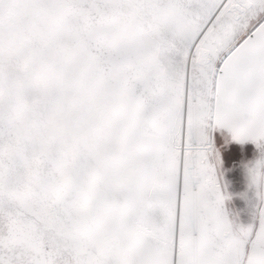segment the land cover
Returning a JSON list of instances; mask_svg holds the SVG:
<instances>
[{
	"label": "snow or ice",
	"instance_id": "1",
	"mask_svg": "<svg viewBox=\"0 0 264 264\" xmlns=\"http://www.w3.org/2000/svg\"><path fill=\"white\" fill-rule=\"evenodd\" d=\"M232 142L264 200V0H0V264H264Z\"/></svg>",
	"mask_w": 264,
	"mask_h": 264
},
{
	"label": "rangeland",
	"instance_id": "2",
	"mask_svg": "<svg viewBox=\"0 0 264 264\" xmlns=\"http://www.w3.org/2000/svg\"><path fill=\"white\" fill-rule=\"evenodd\" d=\"M217 142H220L219 134L216 136ZM259 152L256 148L250 146H240L236 142H232L227 150L223 153V163L221 169L222 178V191L226 197L230 194L229 184L232 188H236L237 191L242 195L243 188H246L248 182H250V171L249 167L252 162L258 158ZM236 183V184H235ZM233 201V200H232ZM231 199H227L225 202L226 210L229 212L230 219L237 224L248 225L253 223L256 214L251 211V207L244 205L243 200H238L237 203L241 209V214L237 215L230 207ZM232 208V211L229 209Z\"/></svg>",
	"mask_w": 264,
	"mask_h": 264
},
{
	"label": "crops",
	"instance_id": "3",
	"mask_svg": "<svg viewBox=\"0 0 264 264\" xmlns=\"http://www.w3.org/2000/svg\"><path fill=\"white\" fill-rule=\"evenodd\" d=\"M239 145L242 146L241 144H239ZM244 145L250 146V147L252 146V147L256 148V146L252 143H247ZM249 178H250V182H248V184H246L247 187L243 188V190H240V191H243L242 195H240V193L237 191L236 188H232V184H231V186L229 184L230 194H228L227 196L229 197V199H231V202H233V203H230L231 204L230 207L234 208L233 211L237 215L241 214V209H240L237 201L243 200L245 202L244 205H247V206L249 205L251 207V211H253L256 214L255 219L258 220L259 219V213L261 211H264V200H261L260 195L258 194L257 190L252 185L251 175ZM230 207H229V209L232 211V208H230Z\"/></svg>",
	"mask_w": 264,
	"mask_h": 264
}]
</instances>
